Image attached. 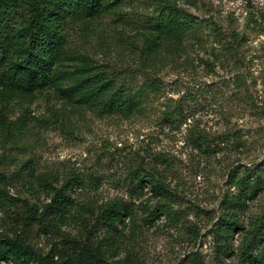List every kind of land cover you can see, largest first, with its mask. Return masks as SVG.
Masks as SVG:
<instances>
[{
	"label": "rangeland",
	"instance_id": "374dc122",
	"mask_svg": "<svg viewBox=\"0 0 264 264\" xmlns=\"http://www.w3.org/2000/svg\"><path fill=\"white\" fill-rule=\"evenodd\" d=\"M115 1L99 19L68 23L73 48L103 69L134 71L144 39L124 22L138 27L168 1L183 8L202 25L203 41L193 48L194 40L187 39V51L170 53L161 75L169 97L191 110L188 124L196 119L222 136V151L208 157L187 144L189 126L164 122L158 102L142 116L99 118L78 97L64 99L58 88L49 89L10 109L0 103V184L20 204L28 201L42 210L51 198L42 184L45 177L62 180L73 173L81 183L68 193L71 206L87 218L88 207L123 200L134 225L123 214L116 258L128 256L133 264H195L197 259L200 264H264V237L253 252L255 262L240 250L241 229L227 242L226 253L214 238L223 196L239 190L232 176H260L264 185V0H109ZM235 138H242L240 148ZM136 169L161 174L170 185L177 196L174 221L153 215L158 194L148 182L131 184L129 173ZM263 212L264 190L238 216L249 228ZM14 227L0 210V234ZM55 230L34 226L28 241L42 253H54L63 232L77 236L81 225L74 219Z\"/></svg>",
	"mask_w": 264,
	"mask_h": 264
},
{
	"label": "trees",
	"instance_id": "16d2710c",
	"mask_svg": "<svg viewBox=\"0 0 264 264\" xmlns=\"http://www.w3.org/2000/svg\"><path fill=\"white\" fill-rule=\"evenodd\" d=\"M116 2L0 0V103L10 109L11 105L33 102L44 90L58 88L57 93L64 99L78 97L99 118L109 115L131 118L145 115L158 102L156 107L160 108L164 122L189 126L187 144L208 157L217 156L225 144L222 136L207 131L196 119L188 124L191 110L181 100L169 97L161 75L168 66L170 53L181 55L187 51V39L194 40L193 48L203 41V27L191 14L168 1L158 8V12L143 19L138 27L123 21L126 27L138 30L144 39L143 46L138 47L137 66L131 72L109 67L103 69L89 55L73 48L68 23L99 19L112 11ZM70 65L74 70L69 69ZM71 75H75V80L70 88L64 89L63 85ZM235 140L240 148L242 138ZM129 176L132 185L148 182L158 194L154 216L176 219L173 203L177 196L161 174H141L136 169ZM231 181L239 190L223 196L214 238L221 252L226 253L227 242L233 238L235 230L241 229L244 236L240 250L246 259L255 262L258 257L253 252L264 237V212L249 228L240 222L238 213L247 209L248 201L262 192L264 185L261 186L260 176L253 180L250 175L241 178L235 175ZM74 183H81V180L73 173L53 181L46 176L42 184L51 198L42 210L28 201L20 204L19 199L0 184V210L12 219L15 226L0 234V264L134 263L128 256L116 258L120 250L118 225L123 222V214L130 215V222L134 225L128 205L116 198L96 208L88 207V218L81 216L71 206L68 196ZM74 219L80 222L81 230L77 236L63 232L54 253H42L28 241L27 231L34 226L52 233L59 225ZM262 258L260 255L259 259ZM195 264H200L198 259Z\"/></svg>",
	"mask_w": 264,
	"mask_h": 264
}]
</instances>
